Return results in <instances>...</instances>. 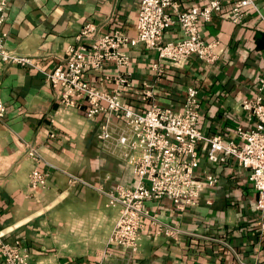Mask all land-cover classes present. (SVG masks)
Masks as SVG:
<instances>
[{
	"label": "crops",
	"instance_id": "obj_1",
	"mask_svg": "<svg viewBox=\"0 0 264 264\" xmlns=\"http://www.w3.org/2000/svg\"><path fill=\"white\" fill-rule=\"evenodd\" d=\"M140 1L8 0L0 35L6 50L49 68L85 24L134 38ZM175 1L180 11L205 4ZM222 1V13L200 24L203 38L218 42L214 64L190 56L181 67L165 64L156 80L150 67L153 51L142 44L122 48L130 58L131 87L123 88L128 107L143 111L149 106L142 101L143 84L152 86L156 104L173 110L182 107L192 88L200 104L197 127L203 136L228 140L238 127L254 126L240 103L255 99L264 78V24L252 13L232 24L226 13L236 0ZM255 1L264 15V0ZM181 36L173 25L163 42ZM116 74L106 65L88 71L85 80L111 92ZM60 93L34 70L0 64V99L6 109L0 122V234L4 242H18L26 250L28 264H99L105 251L110 255L105 264H264L263 218L247 171L233 158L211 163L203 143L198 145L195 177L213 175L217 183L203 189L197 205L178 210L169 198L147 201L144 209L150 218L144 219L138 252L107 248L120 207L108 206L106 193L116 186L132 187L134 178L127 164L103 150L97 137L101 117L88 119L82 101L75 108H62ZM34 169L47 174L44 188L29 189ZM72 177L77 181L70 183ZM151 218L173 233L167 235Z\"/></svg>",
	"mask_w": 264,
	"mask_h": 264
},
{
	"label": "built area",
	"instance_id": "obj_2",
	"mask_svg": "<svg viewBox=\"0 0 264 264\" xmlns=\"http://www.w3.org/2000/svg\"><path fill=\"white\" fill-rule=\"evenodd\" d=\"M8 0H0V24L5 21L4 12ZM223 11L222 0H205L201 7L180 11L175 0H141L136 22V36L128 38L123 33L101 32L92 24H85L76 35L74 43L67 46L57 64L44 68L34 58L8 51L4 36L0 35V64L19 66L40 73L54 89L60 90V106L75 108L78 101L86 104V117H101L98 139L104 151L127 164L134 178L132 187L116 186L106 193L108 206H119V217L107 242L134 255L138 252L144 219L150 218L145 211V202L169 198L173 206L183 210L196 206L205 187L217 183L213 175L204 180L195 177L199 166L198 145L208 146L206 158L211 163L221 164L233 158L237 165L247 171L248 184L256 193V210L261 214V232L264 233V78L259 80L257 95L253 100L240 103L246 119L254 126L238 127L235 137H206L199 131L200 104L196 91L188 88L179 110L163 107L155 102L152 86L143 84L142 101L149 104L143 111L128 107L123 101V88H130L129 55L124 46L138 44L155 54L150 64L159 80L164 65L181 67L190 56L206 64L218 60L217 40L207 41L201 34L200 24L208 23L215 14ZM256 15L264 24V15L255 0H236L226 13L228 20L238 25L246 15ZM173 25L181 32V39L163 42L164 33ZM112 65L117 74L112 78L115 88L111 92L98 89L85 80L90 70H102ZM6 109L0 99V122ZM35 158L36 153L29 151ZM77 181L72 177L70 183ZM47 174L38 169L31 171L28 187L31 190L44 188ZM162 225L167 235L173 229L154 218ZM0 257L3 264H28V254L18 242L7 243L0 234ZM110 255L104 252L105 264Z\"/></svg>",
	"mask_w": 264,
	"mask_h": 264
}]
</instances>
